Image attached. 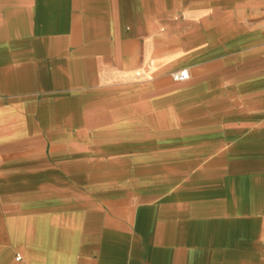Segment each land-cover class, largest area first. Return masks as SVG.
I'll return each mask as SVG.
<instances>
[{
    "label": "crops",
    "instance_id": "crops-1",
    "mask_svg": "<svg viewBox=\"0 0 264 264\" xmlns=\"http://www.w3.org/2000/svg\"><path fill=\"white\" fill-rule=\"evenodd\" d=\"M263 243L264 0H0V264Z\"/></svg>",
    "mask_w": 264,
    "mask_h": 264
},
{
    "label": "built area",
    "instance_id": "built-area-1",
    "mask_svg": "<svg viewBox=\"0 0 264 264\" xmlns=\"http://www.w3.org/2000/svg\"><path fill=\"white\" fill-rule=\"evenodd\" d=\"M172 77L176 82H184L189 79V74L186 71H182V72L174 73ZM263 250H264V243H263ZM18 260H21V257H18Z\"/></svg>",
    "mask_w": 264,
    "mask_h": 264
}]
</instances>
